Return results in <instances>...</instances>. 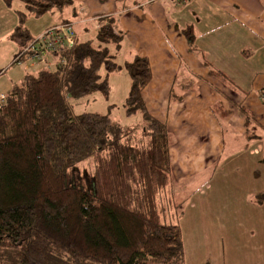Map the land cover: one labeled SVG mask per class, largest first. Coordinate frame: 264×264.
I'll return each instance as SVG.
<instances>
[{
  "label": "trees",
  "instance_id": "trees-1",
  "mask_svg": "<svg viewBox=\"0 0 264 264\" xmlns=\"http://www.w3.org/2000/svg\"><path fill=\"white\" fill-rule=\"evenodd\" d=\"M21 1L34 15L73 3ZM99 20L93 38L41 50L40 61L24 54L21 62L44 66L0 93V264L182 262L180 228L162 220L157 199L171 174L170 135L142 98L150 63L138 55L117 62L121 32L112 16ZM15 32L21 48L33 40ZM184 35L193 44L191 27ZM122 69L130 77L124 113L139 116L135 125L74 113L89 95L108 93V74ZM256 201L264 203V190Z\"/></svg>",
  "mask_w": 264,
  "mask_h": 264
},
{
  "label": "crops",
  "instance_id": "crops-1",
  "mask_svg": "<svg viewBox=\"0 0 264 264\" xmlns=\"http://www.w3.org/2000/svg\"><path fill=\"white\" fill-rule=\"evenodd\" d=\"M53 10H59L57 21L77 27L76 37L95 32L100 17L112 16L122 35L115 51L119 63L136 55L148 59L152 77L142 98L170 135L171 174L164 189L171 188L166 191L186 182L203 195L223 167L227 174L237 172L247 203L257 202L264 190V0H191L181 6L73 0ZM188 27L193 44L184 35ZM9 82V87L15 83ZM196 207L189 204L190 210Z\"/></svg>",
  "mask_w": 264,
  "mask_h": 264
},
{
  "label": "rangeland",
  "instance_id": "rangeland-1",
  "mask_svg": "<svg viewBox=\"0 0 264 264\" xmlns=\"http://www.w3.org/2000/svg\"><path fill=\"white\" fill-rule=\"evenodd\" d=\"M58 19L59 10L33 15L21 0H11L9 3L7 0H0V93L11 89L9 80L19 83L25 72H34L35 68L44 66L39 64L33 69L31 63L36 64V61L30 60L13 63L22 46L19 42L25 40L15 29L20 27L27 34L30 31L34 39L47 29L59 25L61 21H57ZM13 28L15 33L5 36ZM72 28L75 34L77 27ZM93 33L94 31L88 30L84 35L79 33L76 38L84 41L93 38ZM116 61L121 62L119 57ZM107 77L109 92L89 95L74 106V113L108 114L122 126L135 125L139 116H127L123 107L130 89L128 73L122 69ZM219 168L222 170L219 178L209 181L211 188H203V195L197 191L192 192L186 182L174 184L175 190L166 191L171 188L169 185V188L159 193L162 220L180 228L184 250L180 264H264V203H247L246 192L237 182V172L227 174L226 168ZM83 170L92 173L93 166L81 164L80 171ZM191 202L197 205L195 216L190 214L195 211L189 209Z\"/></svg>",
  "mask_w": 264,
  "mask_h": 264
},
{
  "label": "built area",
  "instance_id": "built-area-1",
  "mask_svg": "<svg viewBox=\"0 0 264 264\" xmlns=\"http://www.w3.org/2000/svg\"><path fill=\"white\" fill-rule=\"evenodd\" d=\"M161 2H167L174 5L187 4L191 0H157ZM72 23L69 21L60 22L59 25L51 27L44 31L36 38H34L28 45L20 48L14 57V61L20 63L23 59L24 54L31 60L40 61L41 50H52L56 51L60 46L68 44L72 45L75 40V34L72 28ZM40 53V56L37 54ZM264 97V92L262 93Z\"/></svg>",
  "mask_w": 264,
  "mask_h": 264
}]
</instances>
